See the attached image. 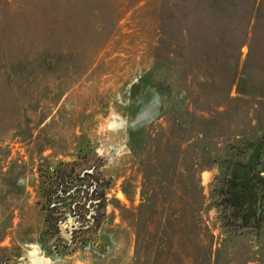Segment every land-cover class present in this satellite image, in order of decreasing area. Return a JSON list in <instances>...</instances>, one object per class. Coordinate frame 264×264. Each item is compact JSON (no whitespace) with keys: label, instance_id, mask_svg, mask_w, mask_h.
Wrapping results in <instances>:
<instances>
[{"label":"rangeland","instance_id":"374dc122","mask_svg":"<svg viewBox=\"0 0 264 264\" xmlns=\"http://www.w3.org/2000/svg\"><path fill=\"white\" fill-rule=\"evenodd\" d=\"M260 140L264 0H0V264H264L224 202Z\"/></svg>","mask_w":264,"mask_h":264},{"label":"flooded vegetation","instance_id":"af4514ba","mask_svg":"<svg viewBox=\"0 0 264 264\" xmlns=\"http://www.w3.org/2000/svg\"><path fill=\"white\" fill-rule=\"evenodd\" d=\"M224 202L241 217L242 225L264 217V140L241 148L231 162Z\"/></svg>","mask_w":264,"mask_h":264},{"label":"trees","instance_id":"16d2710c","mask_svg":"<svg viewBox=\"0 0 264 264\" xmlns=\"http://www.w3.org/2000/svg\"><path fill=\"white\" fill-rule=\"evenodd\" d=\"M91 174V171H86L81 174H79V179H84L85 175ZM97 188L94 184V180H91L89 184L85 183H79V184H69L66 183H59V185L54 189L52 192V195L54 196L51 200L50 204H53L51 207H57L64 205V201L68 197H72L75 195V198L73 197L70 202V213L72 215H78L85 216V214L79 209L80 206H90L92 203L98 199L94 198L92 194L96 193ZM74 194V195H72ZM62 197V198H61ZM57 198H60V200H56Z\"/></svg>","mask_w":264,"mask_h":264},{"label":"water","instance_id":"95a60500","mask_svg":"<svg viewBox=\"0 0 264 264\" xmlns=\"http://www.w3.org/2000/svg\"><path fill=\"white\" fill-rule=\"evenodd\" d=\"M43 263V260L42 259H37L36 260V264H42Z\"/></svg>","mask_w":264,"mask_h":264}]
</instances>
